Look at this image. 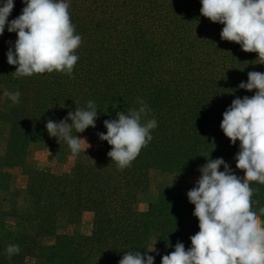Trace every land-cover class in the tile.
Instances as JSON below:
<instances>
[{
	"label": "trees",
	"instance_id": "trees-1",
	"mask_svg": "<svg viewBox=\"0 0 264 264\" xmlns=\"http://www.w3.org/2000/svg\"><path fill=\"white\" fill-rule=\"evenodd\" d=\"M4 2L0 0V6ZM65 2L82 41L71 76L54 71L17 78V66L7 62L17 34L6 24L0 35V91L7 87L21 93L19 103L8 99L1 106L0 118L10 130L0 165L23 168L29 196L22 213L24 228L12 240L0 233V264H26L31 258L35 264L119 263L126 251L144 254L150 249L154 233L158 253L147 254L155 257L154 264H161L177 242L191 248L190 237L199 232V221L194 204L174 187L163 189L147 210L135 207L149 190L151 169L191 173L206 163L205 151L237 155L240 142L232 144L220 127L223 113L234 99L255 95V89L239 85L247 83L251 71L264 73V64H259L257 53L221 39L224 25L201 15V0ZM25 6L23 0H14L8 22ZM89 100L96 105V121L104 134L105 120L138 110L141 100L148 111L142 123L156 120L151 141L131 166L119 169L107 155L111 146L101 140L93 158L79 157L65 173L28 167L26 152L32 141L71 152L66 142L49 136L46 123H58L76 108L87 109ZM81 134L73 129L72 135ZM250 186L258 212L264 207V184ZM88 208L96 216L91 234H59L55 242H43L60 222H72ZM9 245L20 247L10 259Z\"/></svg>",
	"mask_w": 264,
	"mask_h": 264
},
{
	"label": "clouds",
	"instance_id": "clouds-1",
	"mask_svg": "<svg viewBox=\"0 0 264 264\" xmlns=\"http://www.w3.org/2000/svg\"><path fill=\"white\" fill-rule=\"evenodd\" d=\"M22 14L8 22L14 0H5L0 6V35L5 26L15 32L17 39L7 52V62L15 65L17 78L62 72L72 75L79 57L75 54L81 44L71 21L69 3L65 0H23ZM200 13L213 23L223 24L221 39L240 44L242 50L257 53L259 64H264V0H201ZM239 88L256 90L251 98H236L223 113L221 129L232 144L238 140L240 151L236 155V168L244 172L243 178L232 172L222 159L208 160L200 171L201 177L188 193L194 204V216L199 221V232L190 237L191 248L186 250L177 242L175 250L164 255L161 264H264V207L253 209L254 189L251 182L264 184V73L251 71L247 83ZM13 103H19V91H4ZM118 112L117 118L105 120L106 134L101 140L111 146L108 156L119 169L130 167L141 150L151 141V130L157 127L155 119H142L148 115L147 106ZM97 108L89 100L87 109L76 108L60 122L51 119L46 129L51 137L66 142L71 153L85 152L90 145L83 138L72 135L95 127ZM71 120V124L68 123ZM94 161V160H93ZM95 162V161H94ZM221 165L224 171H220ZM126 251L119 264H154L155 257L148 252ZM9 259L19 254V245L6 249Z\"/></svg>",
	"mask_w": 264,
	"mask_h": 264
},
{
	"label": "rangeland",
	"instance_id": "rangeland-1",
	"mask_svg": "<svg viewBox=\"0 0 264 264\" xmlns=\"http://www.w3.org/2000/svg\"><path fill=\"white\" fill-rule=\"evenodd\" d=\"M9 89L4 87L0 91V111L1 106L8 97L3 95L4 91ZM10 92V91H9ZM14 92V91H11ZM4 110V109H3ZM101 122L95 121V127H88L79 136L87 141L89 148L81 150L77 155L70 153H61L56 149H51L46 141H32L28 145L26 152V163L30 168H37L57 174L65 173L71 169L75 161L79 157L93 158L99 148L101 139L99 133L102 132ZM10 126L0 118V157H4L8 150V137ZM206 156V163L208 160H215L222 158L232 169V172L238 177L243 178L244 172L236 168V155L216 156L209 151L204 152ZM220 171H224V166L221 165ZM201 171L191 173H180L174 171H166L160 167H154L150 171V187L149 190L140 196L139 201L135 204L138 210H147L149 201L155 200L159 197L160 192L167 187L178 188L187 196V193L196 186L198 179L201 177ZM28 175L23 168L14 165H0V233L8 239L13 237L25 226L23 222L22 213L24 214L26 207L29 204V196L27 195ZM188 197V196H187ZM95 211L85 209L84 212L72 222H60L54 234L43 239L45 244L55 242L56 235L71 234V235H89L94 230L95 225ZM155 247V251L150 252L156 256L158 253V235L154 233L150 240V248ZM35 259L27 260L26 264H35ZM119 264V263H113Z\"/></svg>",
	"mask_w": 264,
	"mask_h": 264
}]
</instances>
